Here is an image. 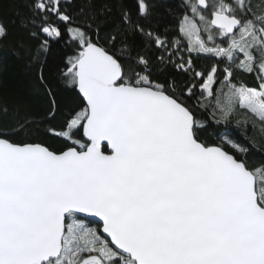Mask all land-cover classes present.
<instances>
[{"label": "snow or ice", "instance_id": "1", "mask_svg": "<svg viewBox=\"0 0 264 264\" xmlns=\"http://www.w3.org/2000/svg\"><path fill=\"white\" fill-rule=\"evenodd\" d=\"M186 2L192 16H184L180 32L190 41L188 51L228 62L221 81L227 90L217 101L221 113L238 98L264 122V0ZM33 7L40 32L61 37L50 23L55 17L77 44L66 79L84 107L59 129H48L61 140L55 149L11 139L24 124L0 133V264H264V185L254 179V171L264 176V168L249 169L235 154L244 150L227 133L218 145L201 140L204 125L186 103L197 83L202 99L214 95L218 68L206 76L194 72L193 83L160 82L145 56L129 53L126 69L99 43L98 32L94 40L90 31L70 26L61 0H33ZM137 11L147 15L144 0ZM122 22L125 32L138 31L169 53L168 61L179 54V41L169 46L151 31L145 34L129 13ZM115 40L108 42L115 46ZM47 50L45 40L35 58ZM238 54L241 70L259 64L258 88L231 82ZM191 66L190 59L177 62L184 73ZM77 214L98 217L110 243Z\"/></svg>", "mask_w": 264, "mask_h": 264}, {"label": "trees", "instance_id": "2", "mask_svg": "<svg viewBox=\"0 0 264 264\" xmlns=\"http://www.w3.org/2000/svg\"><path fill=\"white\" fill-rule=\"evenodd\" d=\"M70 1L73 4L66 11L72 17L70 26H79L90 31L94 40L97 38V32H109L103 28V22L109 15L114 14L117 7L131 15L133 24L143 25L152 31L164 27L181 28L184 16H192L186 0H144L148 8L144 17L138 14V0ZM253 2L258 3L259 0ZM122 16L114 17L110 21L112 27L118 24L117 27L120 28ZM82 18L86 20L78 21ZM49 19L53 26L59 28L61 37L51 38L40 32L41 16L33 7V0H0V27L6 32L5 36L0 37V133H9L24 124L25 130L18 136H11V139L43 142L55 149L61 146V140L53 136L48 129L51 126L59 129L64 119L74 111L82 110L84 104L75 86L69 82L70 78L66 79L65 65L77 53L78 46L69 38L64 22L55 17ZM45 40L48 42V50L37 59L34 54ZM217 43H220L219 39ZM224 46L227 47V44ZM108 50L125 63L127 69L128 55L117 53L111 48ZM214 58L222 68L227 66L226 60L215 56ZM232 69L252 78L259 74L257 67L251 72L240 71L237 67ZM223 76L221 71L219 83L213 89V96L201 101H197L195 96L186 98L187 105L195 113L197 120L204 125L199 133L200 139L208 144L218 145L223 142L227 133L228 138L244 150H237L235 154L247 163L249 169L264 168V122L249 109L241 107L237 101H233L231 108L221 113L217 101L224 100L219 94L226 91L221 83ZM153 78L160 82L174 80L171 75ZM230 79L237 86L258 87L255 82L236 75H231ZM174 81L180 83L183 79L179 77ZM53 99L55 106L51 103ZM201 103L207 107H201ZM50 112L55 113L54 119L49 117ZM228 150L233 151L231 148ZM254 175L257 187L264 185V176L255 171ZM83 222L88 226H98L85 219Z\"/></svg>", "mask_w": 264, "mask_h": 264}, {"label": "rangeland", "instance_id": "3", "mask_svg": "<svg viewBox=\"0 0 264 264\" xmlns=\"http://www.w3.org/2000/svg\"><path fill=\"white\" fill-rule=\"evenodd\" d=\"M61 4H62L63 9L67 11V8L71 7L73 2L70 0H61ZM123 14H124L123 10L117 7L114 14L109 15L107 19L103 22L106 26V27L104 26L103 28H106L107 30H109V32L107 34L105 32L103 33V31L98 33L99 38H100L99 43L101 45H103L107 49L111 48L115 52L120 53V54L129 55L130 53V55H134V56H137L138 54L145 56L150 62V71L153 73V76L155 78H160L162 76L171 75V77L174 80H177L179 77H182L183 79L182 82L193 83L195 82L192 79L194 72L200 71V72H203L206 76L207 72L210 71L213 66H216L218 68V71L215 74L216 83L214 84L213 89L217 86V84L219 83L220 72L223 71L224 73L225 68H222L220 64L217 62V60L214 58V56L211 54H206L202 50H194L192 52H189L188 46H189L190 41L181 35L180 27H166V28L164 27V28H160L157 31H152L151 29L144 27L145 34L151 31L153 36L158 35L162 40L165 41L166 45L170 46L174 44L175 42L179 41V54L173 56L171 61H168L167 56L169 53H166L163 50H157L154 44H149L146 39V35H142L138 31L135 33L131 31L125 32L122 18H120V28L117 27L118 24L116 25V27H112V25L110 24V21L114 17L116 18L117 16H120ZM69 16L71 17V15ZM84 20H86V18L79 19L78 21L84 22ZM113 36L116 37V40L114 41L115 46H113V44L108 42L111 40ZM205 39H206V34H205ZM125 49H127L128 51H125ZM173 51H175V49L172 47H169V52H173ZM162 55L166 58L165 63H160L158 60V57ZM181 57L183 58L185 62L188 61L189 59L192 61L191 70L187 73L177 70V62L181 59ZM240 59H243V57L238 54L237 61L232 64V67H237L236 65L238 64ZM256 67L257 68L259 67L258 63ZM238 69L240 71L248 72L246 70H241L240 68ZM231 71H232V75H236L238 77L248 79L250 81L255 82L257 85H259L260 73L257 74L255 78H252L250 76H244L233 69H231ZM223 79H224V76H223ZM237 87H240V86H237ZM225 89H226V86H225ZM194 96L197 101H201L208 97L207 94L204 93V98L203 99L201 98V90L199 88L198 83H197V88H196V94ZM234 101H237L239 104L238 98H236ZM71 222H72L71 219H68L66 221V223H71ZM86 226L89 228L98 230L97 234L100 235L102 239L107 240L100 234L99 226H94V225L93 226L86 225Z\"/></svg>", "mask_w": 264, "mask_h": 264}, {"label": "water", "instance_id": "4", "mask_svg": "<svg viewBox=\"0 0 264 264\" xmlns=\"http://www.w3.org/2000/svg\"><path fill=\"white\" fill-rule=\"evenodd\" d=\"M111 54V53H110ZM77 93H78V90H76ZM79 94V93H78ZM81 97V96H80ZM82 101H83V98L81 97ZM254 179H255V183H256V178H255V175H254ZM77 217L81 218V219H85L87 221H90V222H94L96 223L98 226H99V232L100 234L108 240V242L110 243V237L107 236V234L103 233L102 231V222L99 221V218L98 217H94V216H91V215H88V214H77ZM111 246V245H110Z\"/></svg>", "mask_w": 264, "mask_h": 264}]
</instances>
